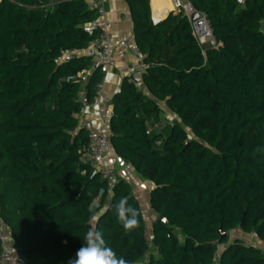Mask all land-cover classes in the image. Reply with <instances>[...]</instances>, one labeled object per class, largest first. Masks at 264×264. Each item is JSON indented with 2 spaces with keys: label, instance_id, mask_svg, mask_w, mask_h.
Here are the masks:
<instances>
[{
  "label": "trees",
  "instance_id": "obj_1",
  "mask_svg": "<svg viewBox=\"0 0 264 264\" xmlns=\"http://www.w3.org/2000/svg\"><path fill=\"white\" fill-rule=\"evenodd\" d=\"M124 1L147 68L110 97V146L151 183L155 218L147 231L130 183L108 192L83 161L79 97L91 100L104 74L96 66L80 81L90 58L63 52L91 41L83 25L96 11L83 0H0V216L15 254L67 264L91 229L134 264H264L261 249L228 239L239 229L264 242V0H186L214 39L204 49L182 9L154 22L149 0ZM170 2L152 0L155 16ZM159 102L179 119L167 133L152 122ZM121 197L142 213L131 232L116 217Z\"/></svg>",
  "mask_w": 264,
  "mask_h": 264
},
{
  "label": "built area",
  "instance_id": "obj_2",
  "mask_svg": "<svg viewBox=\"0 0 264 264\" xmlns=\"http://www.w3.org/2000/svg\"><path fill=\"white\" fill-rule=\"evenodd\" d=\"M13 2L14 0H8ZM90 9L97 13V17L91 22L83 25V30L89 35H93L91 41L82 49H69L63 52V59L68 60L73 56H86L90 58L91 65L88 69L79 72L76 77L82 82H86L94 67H100V70L105 74L114 66V58L111 53V33L110 23L104 16V0H83ZM174 10L182 9L192 24L194 35L198 42L201 44L208 37L211 36V31L206 25L205 33L196 28L195 23L200 19H204L203 15L199 14L198 20H191V14L196 12L191 7L190 3L186 0H172ZM240 2V0H238ZM154 22L158 21L152 19ZM206 22V20H205ZM207 24V22H206ZM208 28V29H207ZM199 37V38H197ZM212 38V36H211ZM213 39V38H212ZM120 46H125L126 41L121 40L118 42ZM214 44V39H213ZM212 46V45H211ZM145 54L138 49L135 51V62L132 67L127 71L126 77L129 82H139L144 74L147 64L144 62ZM67 79H73L69 77ZM102 84L96 86L95 94L91 100L87 99L84 93H81L79 102L81 104L80 110L77 114L79 125L87 132L88 144L84 150L83 161L89 165L91 169L98 173L100 179L105 182L107 191L110 192L118 177L115 170L106 165L104 162V154L111 148L110 146V132L104 130L105 118H109L112 113V105L110 97L103 95ZM92 108L100 110V118L98 126L92 125L87 119V111ZM249 245L258 247L264 252V242L261 241L255 232L249 233ZM17 250V242L14 239L10 226L0 216V262L6 260L11 255L15 254Z\"/></svg>",
  "mask_w": 264,
  "mask_h": 264
},
{
  "label": "crops",
  "instance_id": "obj_3",
  "mask_svg": "<svg viewBox=\"0 0 264 264\" xmlns=\"http://www.w3.org/2000/svg\"><path fill=\"white\" fill-rule=\"evenodd\" d=\"M170 1V0H169ZM173 3V1L171 0ZM170 2V4H171ZM151 18L162 19L167 12L161 16H155L152 8V0H149ZM160 8V7H159ZM173 11V10H172ZM104 16L110 23L111 33V53L114 58V66L105 74L102 84V93L107 97H111L119 88L120 82L126 76L127 71L132 67L135 62V51L137 49L133 34H132V21L127 3L124 0H104ZM121 40L126 41L125 46H120L118 42ZM161 108L158 114L163 117V122L154 118L152 122L157 123V126L166 127L169 124L179 122L178 117L170 111L164 104L159 102ZM100 118V110L92 108L87 111V119L92 125L98 126ZM108 119L105 118L104 130L109 131ZM151 131L155 132V125ZM104 162L106 165L112 167L118 178H121L132 186V193L139 201L144 214L145 221L150 229L151 220L155 218L154 213L148 206L149 191L151 183L141 178L125 161L119 159L112 148H109L104 154ZM151 238V235L148 236ZM240 238L248 244L249 235L243 234ZM2 264H22L16 254L11 255L4 260Z\"/></svg>",
  "mask_w": 264,
  "mask_h": 264
},
{
  "label": "clouds",
  "instance_id": "obj_4",
  "mask_svg": "<svg viewBox=\"0 0 264 264\" xmlns=\"http://www.w3.org/2000/svg\"><path fill=\"white\" fill-rule=\"evenodd\" d=\"M114 207L117 220L126 232L139 227L141 210L131 206L126 197H121ZM91 219L98 221L99 214L92 215ZM82 241V246L76 251L75 257L69 259L67 264H134L118 256L116 251L108 246L101 231L90 229Z\"/></svg>",
  "mask_w": 264,
  "mask_h": 264
},
{
  "label": "rangeland",
  "instance_id": "obj_5",
  "mask_svg": "<svg viewBox=\"0 0 264 264\" xmlns=\"http://www.w3.org/2000/svg\"><path fill=\"white\" fill-rule=\"evenodd\" d=\"M173 8H174V6H173ZM172 10H174V9H172ZM204 20V19H203ZM205 21V20H204ZM206 23V22H205ZM207 25V24H206ZM208 29V28H207ZM197 38H199V37H197ZM201 47L204 49V48H206V47H208V46H211V45H213V39L211 38V36L210 37H208L204 42H202L201 44ZM157 118H158V120H160L161 122H163L164 120H163V117L161 116V115H159V117L157 116ZM163 132L164 133H167L168 132V127H166L165 128V126H164V129H163ZM147 231H149V228H148V226H147ZM243 235V233L239 230V229H236V230H233V231H231L230 233H229V235H228V239L230 240V239H233V238H240V236H242ZM147 258V256L144 258V259H146Z\"/></svg>",
  "mask_w": 264,
  "mask_h": 264
},
{
  "label": "water",
  "instance_id": "obj_6",
  "mask_svg": "<svg viewBox=\"0 0 264 264\" xmlns=\"http://www.w3.org/2000/svg\"><path fill=\"white\" fill-rule=\"evenodd\" d=\"M171 11H172V10L168 11V12L166 13V15H167L169 12H171ZM166 15H165V16H166ZM165 16H164V17H165ZM190 19H191V20H198V19H199V13H198V12H193V13L191 14ZM156 20H158V19H156ZM261 30L264 32V21L261 22ZM157 220H158V221H162V222H166V220H165V218H164L163 215L158 216ZM219 233H220V238L226 236V233H225V232L219 231Z\"/></svg>",
  "mask_w": 264,
  "mask_h": 264
},
{
  "label": "bare ground",
  "instance_id": "obj_7",
  "mask_svg": "<svg viewBox=\"0 0 264 264\" xmlns=\"http://www.w3.org/2000/svg\"><path fill=\"white\" fill-rule=\"evenodd\" d=\"M195 25L198 30H201L203 33L206 32V23L203 19H200L198 22L195 23Z\"/></svg>",
  "mask_w": 264,
  "mask_h": 264
}]
</instances>
